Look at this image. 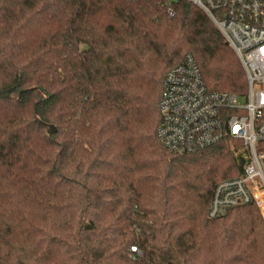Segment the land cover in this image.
Here are the masks:
<instances>
[{
	"label": "trees",
	"instance_id": "16d2710c",
	"mask_svg": "<svg viewBox=\"0 0 264 264\" xmlns=\"http://www.w3.org/2000/svg\"><path fill=\"white\" fill-rule=\"evenodd\" d=\"M173 10L0 0V264H264L255 205L207 217L241 173L231 139L180 155L156 137L162 80L186 55L209 91L246 92L208 16Z\"/></svg>",
	"mask_w": 264,
	"mask_h": 264
},
{
	"label": "built area",
	"instance_id": "2783aa9c",
	"mask_svg": "<svg viewBox=\"0 0 264 264\" xmlns=\"http://www.w3.org/2000/svg\"><path fill=\"white\" fill-rule=\"evenodd\" d=\"M132 1V0H127ZM165 0L174 17L173 4ZM204 12L239 59L246 92H212L190 55L168 71L158 101L160 121L156 137L163 148L180 155L202 152L225 137L246 150L241 173L219 181L211 194L207 217L255 205L264 219V0H183ZM130 252L138 254L136 247Z\"/></svg>",
	"mask_w": 264,
	"mask_h": 264
},
{
	"label": "rangeland",
	"instance_id": "374dc122",
	"mask_svg": "<svg viewBox=\"0 0 264 264\" xmlns=\"http://www.w3.org/2000/svg\"><path fill=\"white\" fill-rule=\"evenodd\" d=\"M228 146H229L230 150L232 151L234 157H238V156H240V154L244 155L246 153L245 147L237 140L231 139L228 142ZM234 177H236V176H234ZM259 213H260V211H259Z\"/></svg>",
	"mask_w": 264,
	"mask_h": 264
},
{
	"label": "water",
	"instance_id": "95a60500",
	"mask_svg": "<svg viewBox=\"0 0 264 264\" xmlns=\"http://www.w3.org/2000/svg\"><path fill=\"white\" fill-rule=\"evenodd\" d=\"M48 131H49V133H52V132H54V131H55V128H54V126H52V125H49V127H48Z\"/></svg>",
	"mask_w": 264,
	"mask_h": 264
}]
</instances>
